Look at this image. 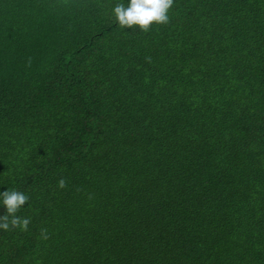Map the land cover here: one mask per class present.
I'll use <instances>...</instances> for the list:
<instances>
[{"label": "trees", "instance_id": "trees-1", "mask_svg": "<svg viewBox=\"0 0 264 264\" xmlns=\"http://www.w3.org/2000/svg\"><path fill=\"white\" fill-rule=\"evenodd\" d=\"M115 2L0 0V264H264V0Z\"/></svg>", "mask_w": 264, "mask_h": 264}, {"label": "clouds", "instance_id": "clouds-1", "mask_svg": "<svg viewBox=\"0 0 264 264\" xmlns=\"http://www.w3.org/2000/svg\"><path fill=\"white\" fill-rule=\"evenodd\" d=\"M173 0H116L111 7V15L117 27L122 30L138 29L147 32L153 25L167 24L168 12ZM63 178L57 181V187L63 188ZM29 200V196L16 188H7L0 192V231L19 229L27 231L30 218L18 215V212ZM45 229H41L42 238Z\"/></svg>", "mask_w": 264, "mask_h": 264}]
</instances>
